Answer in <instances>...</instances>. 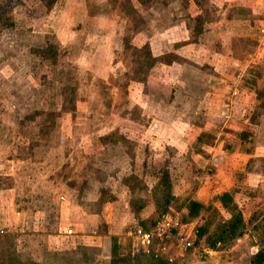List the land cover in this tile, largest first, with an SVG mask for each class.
Instances as JSON below:
<instances>
[{
    "label": "rangeland",
    "instance_id": "obj_1",
    "mask_svg": "<svg viewBox=\"0 0 264 264\" xmlns=\"http://www.w3.org/2000/svg\"><path fill=\"white\" fill-rule=\"evenodd\" d=\"M263 143L264 0H0V264H149L165 215L254 264Z\"/></svg>",
    "mask_w": 264,
    "mask_h": 264
},
{
    "label": "crops",
    "instance_id": "obj_2",
    "mask_svg": "<svg viewBox=\"0 0 264 264\" xmlns=\"http://www.w3.org/2000/svg\"><path fill=\"white\" fill-rule=\"evenodd\" d=\"M251 94L253 93L251 92ZM228 114H229V111L227 110L223 112L222 115L223 117H225V115L228 117ZM262 146L263 147L261 148L260 155H258V157H261V160L264 162V143ZM246 156H247V159H251V160L253 159V157H255L253 156V154H251V152L248 153ZM251 160H249L250 162L248 163H251ZM217 161L219 162V159H215V162ZM228 174H230V172ZM245 175L247 176V178L244 179L245 180V186L243 188L244 192L246 194L248 193L251 194L260 189L259 194H264V172L260 173L257 171H252V172L247 171ZM259 183L260 185H258ZM233 185L234 183L231 184L230 187L228 186L227 188L223 189V193L227 192L230 195H232L231 191L234 190ZM212 194H214V192L213 190H210V189L201 193V195H205L208 198H209V195L211 196ZM205 196L202 197V202H198L200 203L202 207L206 206L205 199L207 198ZM251 204H244L245 209H254L255 207H257V205L253 206V204L252 205ZM99 220L95 219V221L93 222H97ZM151 250H148L145 252V259H146V262H148L149 264H150L149 260L154 259L153 257L163 260L165 264H239L240 263L236 259L232 260L231 258L228 257V254H223L222 251H218V252L206 251L209 257H205L204 260H198L196 258L194 251H178V250L173 249L172 246L170 245L166 246L164 250H160V249H158L157 251H153V250L151 251ZM212 254L215 256H213ZM253 256L255 257V261H252V263H256L258 259L263 258L264 252L263 251L259 252V250H256ZM130 257L132 258V259L129 258L131 262L124 259L121 261V264H140L138 261V257H135L134 255H131Z\"/></svg>",
    "mask_w": 264,
    "mask_h": 264
},
{
    "label": "built area",
    "instance_id": "obj_3",
    "mask_svg": "<svg viewBox=\"0 0 264 264\" xmlns=\"http://www.w3.org/2000/svg\"><path fill=\"white\" fill-rule=\"evenodd\" d=\"M234 94H236V92H234ZM225 117L227 116L225 115ZM177 227L178 224L165 215L148 229L135 225L133 236L137 244L142 250L144 249L145 252L156 244L159 246L160 250H164L166 246L170 245L172 248H175V250L187 251L193 246V242L187 235L177 236L174 243L170 241L172 231L177 230ZM67 232L68 234L71 233L70 230ZM257 264H264V256Z\"/></svg>",
    "mask_w": 264,
    "mask_h": 264
},
{
    "label": "trees",
    "instance_id": "obj_4",
    "mask_svg": "<svg viewBox=\"0 0 264 264\" xmlns=\"http://www.w3.org/2000/svg\"><path fill=\"white\" fill-rule=\"evenodd\" d=\"M230 196L228 194H223L221 197H220V200H221V203H225L226 201H230ZM190 207H189V212L191 214V216H194L200 209H202L203 207L196 203V202H190ZM154 259H150V264H165V262L163 260H160V259H157L155 257H153ZM261 261V259H258L256 263L254 264H257Z\"/></svg>",
    "mask_w": 264,
    "mask_h": 264
}]
</instances>
